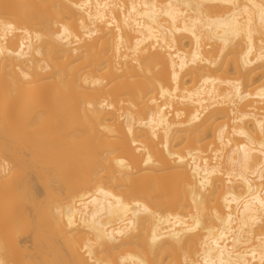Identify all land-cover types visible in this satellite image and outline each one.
<instances>
[{
    "label": "bare ground",
    "instance_id": "bare-ground-1",
    "mask_svg": "<svg viewBox=\"0 0 264 264\" xmlns=\"http://www.w3.org/2000/svg\"><path fill=\"white\" fill-rule=\"evenodd\" d=\"M4 264H264V0H0Z\"/></svg>",
    "mask_w": 264,
    "mask_h": 264
},
{
    "label": "clouds",
    "instance_id": "clouds-1",
    "mask_svg": "<svg viewBox=\"0 0 264 264\" xmlns=\"http://www.w3.org/2000/svg\"><path fill=\"white\" fill-rule=\"evenodd\" d=\"M0 264H4L3 260H0Z\"/></svg>",
    "mask_w": 264,
    "mask_h": 264
}]
</instances>
